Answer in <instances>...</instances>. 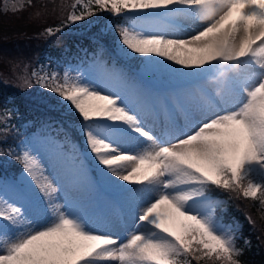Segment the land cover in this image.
I'll list each match as a JSON object with an SVG mask.
<instances>
[{
    "label": "snow or ice",
    "instance_id": "1",
    "mask_svg": "<svg viewBox=\"0 0 264 264\" xmlns=\"http://www.w3.org/2000/svg\"><path fill=\"white\" fill-rule=\"evenodd\" d=\"M9 3L23 8L22 0ZM70 7L63 27L98 12L123 17L114 26L119 52L140 58V73L204 83L181 105L190 123L157 134L135 89L133 106L84 72L41 67L19 75L25 88L34 81L66 102L97 184L121 190L125 200L98 230L72 191L45 174L39 141L9 149L22 173L0 179V264H241L211 190L250 199L264 212V0H75ZM180 19L191 23L182 29ZM229 97L235 105L221 108ZM11 115H0V131Z\"/></svg>",
    "mask_w": 264,
    "mask_h": 264
},
{
    "label": "rangeland",
    "instance_id": "2",
    "mask_svg": "<svg viewBox=\"0 0 264 264\" xmlns=\"http://www.w3.org/2000/svg\"><path fill=\"white\" fill-rule=\"evenodd\" d=\"M31 1H36L37 4H41V2H44L45 0ZM22 2L23 8L13 10L10 6L9 0H0V14L6 16L18 15L30 5L28 0H22ZM66 10L68 11V9ZM80 10H82V8L78 7L77 11ZM69 13L66 14V17ZM58 14L59 9L54 8V13L52 12L51 14L54 19L48 21L46 26L40 27L36 34H34L33 38H35L36 41H39L38 45L35 43L34 45L36 47L43 45L45 43L44 39H50L51 36H54V39L59 36H76L79 38L84 37L92 41L95 51L89 54L86 62H68L61 68H59L57 63L50 61V59L46 57L47 55H44L43 57L34 56L32 58L34 62L32 63L31 60L27 61L18 59L11 64L6 63L1 58L2 56H0V83L8 86L9 88H7L9 91L12 93H23L33 103L32 100L36 99L33 95V91L35 90V92L38 93L46 89L35 85L34 81L32 87L25 88L22 81L18 79L19 75H23L25 71L30 74L33 69H40L41 67L47 72L55 70L61 74L65 69H68L73 76L78 72H84L87 79L94 82L105 92H118L121 95L127 96L129 98V103L133 106H135L136 100L133 90L135 89L141 92L144 97L143 108L145 112L149 113V118L150 116L153 117H151V120H147L149 121V124H147V121L146 124L157 134L162 133L170 126L176 125L186 127L190 123V119L186 117L181 105H187L190 103V94L203 81H197L188 76H181L166 71L153 74L140 73L138 71V68L140 67V58L136 57L129 59L126 56H122L119 52V44L117 41L111 49L95 39L96 35L99 36L112 28L114 29V23H124L125 21L123 17H114L108 12H98L97 15L89 17L83 22L63 27L66 21L64 18L65 12L62 14L63 19H58ZM35 15V17H39L41 14L35 13ZM178 22L182 29L186 28L191 23V21L185 19H180ZM50 26H52L51 28L53 29L62 27V31L48 35L45 30ZM184 34L186 35L187 33L185 32ZM9 37H15L19 40L22 39L24 42L27 41V44L31 42L30 39L28 41V36L25 37L22 34L14 35L11 33L9 34ZM10 40L11 39L8 38V41ZM24 61L28 65L25 64ZM25 65H27V69H25ZM121 73L123 75H119ZM178 87L184 88L176 91L175 88ZM208 91H212V89L209 88ZM235 101V97H229L226 102L220 104V107H233ZM42 104L48 105L49 101ZM5 110H10L12 113L11 119L6 121L7 128L13 127L14 125V128H17L19 124H24L22 123L23 121L21 118L15 115V109H13L12 105L7 103V105L0 110L1 114H5ZM57 110L62 118H66L63 120L67 122V131L62 125H59V128L54 130L51 127L43 131L35 130L34 132H30L28 130L27 133H22V135L18 137L19 140L13 150L18 151L23 147L26 141H39L42 145L39 155L41 163L44 166L45 174L55 178L57 183L68 187L72 191L74 197L83 204L85 211L90 217L92 225L98 230H104L102 225L122 211L125 193L121 190L114 189L111 186H101L97 184L95 164L91 157L86 155L87 148L84 143V138L78 131L79 122L74 116H72L71 112L67 110L66 102H63L60 98ZM2 127H4V125L0 124V128ZM9 158L12 159L10 156ZM21 173L22 171L17 177H19ZM0 179H5V177H1ZM212 192L213 189L211 190V193ZM217 192V195L214 193H212V195L218 201L223 202L217 206L216 210V216L220 218L218 215V207L226 202L225 198H222L221 193L226 194L227 192L219 189H217ZM62 196L63 194L61 193L59 197L60 202H63ZM238 199L242 204V207L246 210L248 209V206L252 204H255V208H258V205L250 199L242 197ZM249 217L254 221L251 214ZM223 223L232 227L236 235V246L238 247L240 231L239 224L237 222ZM252 224L258 236L257 239L259 238V242L264 248V236L262 230L261 228L258 230L257 223L254 222ZM115 231L121 236L124 235L120 229H116Z\"/></svg>",
    "mask_w": 264,
    "mask_h": 264
},
{
    "label": "trees",
    "instance_id": "3",
    "mask_svg": "<svg viewBox=\"0 0 264 264\" xmlns=\"http://www.w3.org/2000/svg\"><path fill=\"white\" fill-rule=\"evenodd\" d=\"M74 2L75 0H45L41 4H37L36 1H31V4L18 15L6 16L0 14L1 58L8 64L16 62L18 59L31 60L32 63L34 62L32 60L34 56L43 57L47 55L46 57L50 61L57 63L59 68L68 62H86L89 54L95 51V47L92 41L84 37L59 36L54 39V36H51L50 39H44L45 43L43 45L39 47L34 45V43L39 44V41L33 38L34 34H36L40 27L46 26L48 21L54 19L52 18L53 15L51 16L52 12L54 13V8L59 9L58 19H63L62 14L64 12V18L66 19V14L72 11L70 6ZM35 13H40L41 15L35 17ZM116 24H120V22L114 23L113 27ZM11 33L14 35L22 34L25 37L28 36V41L30 39L31 42L27 44V41L24 42L22 39L11 38L9 37ZM8 38L11 40L8 41ZM95 39L112 49L117 41V34L112 28L102 35H96ZM24 63L27 64L25 61ZM7 87L3 83H0V110L9 103L15 109V115L19 116L24 124H19L17 128H14L15 125L8 127L6 132L0 131V178L17 177L22 171L21 165L12 157L10 159L7 155L9 149L16 147L19 140L18 137L22 133L25 134L28 130L30 132H34L35 130L43 131L50 127L54 130L59 128V125L64 126L66 131L68 130L66 127L67 122L63 120L65 117L62 118L57 110L59 97H56L54 93L48 90L37 93L34 90L33 95L36 99L32 100V103L23 93H12L8 90L9 87ZM48 101V105L42 104ZM0 115H3L1 111ZM212 193L217 195V189L213 188ZM226 194L221 193L222 198H225L226 202L218 207V215L223 222H237L240 226L238 247L242 250V255L239 257L241 264H264V248L260 244L259 238L257 239L258 236L253 224L247 219L251 214L254 222L258 225V230L261 228L264 236V212L259 208H255V204L249 205L246 210L242 207V204L234 193L227 192ZM192 264H197V262L193 261ZM200 264H206V262L201 261Z\"/></svg>",
    "mask_w": 264,
    "mask_h": 264
},
{
    "label": "bare ground",
    "instance_id": "4",
    "mask_svg": "<svg viewBox=\"0 0 264 264\" xmlns=\"http://www.w3.org/2000/svg\"><path fill=\"white\" fill-rule=\"evenodd\" d=\"M181 20H184V19H181ZM203 83H204V82H202L201 84H203ZM183 88H184V87H178V88H175V90H176V91H179L180 89H183ZM151 117H152V116H150V118H149V115H148V116L146 117V121H147V120H151ZM152 118H153V117H152ZM147 124H149V121H147Z\"/></svg>",
    "mask_w": 264,
    "mask_h": 264
}]
</instances>
